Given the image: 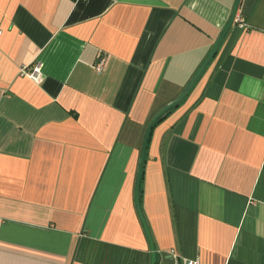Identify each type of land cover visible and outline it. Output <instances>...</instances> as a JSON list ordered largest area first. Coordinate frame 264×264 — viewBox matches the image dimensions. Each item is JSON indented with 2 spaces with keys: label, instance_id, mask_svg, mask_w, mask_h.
I'll return each instance as SVG.
<instances>
[{
  "label": "crops",
  "instance_id": "crops-1",
  "mask_svg": "<svg viewBox=\"0 0 264 264\" xmlns=\"http://www.w3.org/2000/svg\"><path fill=\"white\" fill-rule=\"evenodd\" d=\"M235 4L0 0V264H264V0L142 155Z\"/></svg>",
  "mask_w": 264,
  "mask_h": 264
},
{
  "label": "water",
  "instance_id": "water-1",
  "mask_svg": "<svg viewBox=\"0 0 264 264\" xmlns=\"http://www.w3.org/2000/svg\"><path fill=\"white\" fill-rule=\"evenodd\" d=\"M237 1L236 0V4H237ZM236 4L234 6V9L232 11V14H231V17L227 23V25L225 26V28L223 29L220 37L218 38L217 42L214 44V46L212 47L210 53L208 54V56L206 57V59L204 60V62L202 63V65L199 67V69L197 70V72L195 73V75L191 78V80L189 81L188 85L186 86V88L182 91V93L174 100H172L171 102L167 103L164 107H162L153 117L152 119L150 120V122L148 123L147 125V128H146V131H145V134H144V137H143V142H142V155H143V152H144V147H145V142H146V139H147V136H148V133L153 125V123L158 120L162 115H164L167 111H169L170 109H172L174 106H176L180 100L183 98V96L186 94L188 88L190 87V85L192 84V82L195 80V78L198 76L199 72L202 70V68L204 67V65L206 64V62L208 61V59L210 58V56L214 53L219 41L221 40V38L223 37V35L225 34L226 30L228 29V27L230 26L231 24V21H232V18L234 16V13H235V8H236ZM136 190H137V183H136V186H135V198H136ZM151 251H152V247H150ZM153 261H154V255L153 253H151V261H150V264H153Z\"/></svg>",
  "mask_w": 264,
  "mask_h": 264
},
{
  "label": "built area",
  "instance_id": "built-area-1",
  "mask_svg": "<svg viewBox=\"0 0 264 264\" xmlns=\"http://www.w3.org/2000/svg\"><path fill=\"white\" fill-rule=\"evenodd\" d=\"M231 24L233 26H236L239 30H245L248 28L245 20L237 14H234ZM101 68H102V60H99L98 63L95 65V70L100 71ZM19 74L22 76H26L35 83H40L42 81V76L38 65H31L30 67H21L19 69ZM181 264H196V263L183 261Z\"/></svg>",
  "mask_w": 264,
  "mask_h": 264
},
{
  "label": "trees",
  "instance_id": "trees-1",
  "mask_svg": "<svg viewBox=\"0 0 264 264\" xmlns=\"http://www.w3.org/2000/svg\"><path fill=\"white\" fill-rule=\"evenodd\" d=\"M161 119H162V118H160L158 121H160ZM158 121H157V122H158Z\"/></svg>",
  "mask_w": 264,
  "mask_h": 264
}]
</instances>
